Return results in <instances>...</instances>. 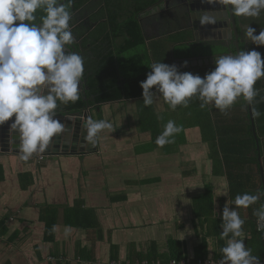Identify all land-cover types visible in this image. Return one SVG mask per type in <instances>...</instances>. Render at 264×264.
Returning <instances> with one entry per match:
<instances>
[{
    "label": "crops",
    "instance_id": "crops-1",
    "mask_svg": "<svg viewBox=\"0 0 264 264\" xmlns=\"http://www.w3.org/2000/svg\"><path fill=\"white\" fill-rule=\"evenodd\" d=\"M157 14L150 9L141 15L151 63L162 62L160 46L166 44V63L191 72L192 68H181L180 58L188 56L177 54L175 45L192 42V33L175 13L169 18L171 28L147 30L145 20ZM249 18L258 35L264 30V12ZM178 34L185 36L177 37L182 43L172 41ZM242 44L243 50L256 45L250 40ZM256 50L264 52V45ZM203 67H194L193 74L204 77ZM84 90L80 97L90 99L89 114L111 122L115 129L101 132L95 149L71 150L44 160L33 155L28 161L20 153L0 152V264H110L153 256L167 261L173 260V240L179 242L183 259L195 258L206 237L208 257L222 259V212L227 203L246 218L243 230L250 248L249 220L257 217L249 207L231 203L225 160L216 153L211 131L221 124L224 135L232 132L227 122L236 123L237 102L225 115L213 105L202 109L197 98L187 108L171 110L159 93L148 107L143 97L94 104ZM169 120L182 131L173 143L158 147L156 138ZM207 187L214 200L210 225L194 214V199ZM252 254L264 259L258 250Z\"/></svg>",
    "mask_w": 264,
    "mask_h": 264
},
{
    "label": "clouds",
    "instance_id": "clouds-1",
    "mask_svg": "<svg viewBox=\"0 0 264 264\" xmlns=\"http://www.w3.org/2000/svg\"><path fill=\"white\" fill-rule=\"evenodd\" d=\"M64 0H0V125L15 116L11 129L20 134V157L28 161L34 154L41 155L50 143L64 131L56 118L60 103H75L81 96L85 72L84 57L68 46L76 43L71 30L72 13ZM225 7L238 17H259L264 12V0H209ZM46 14L36 23V13ZM19 22V23H17ZM208 17L201 24L214 23ZM250 25L245 36L252 43L264 45V30L258 35ZM185 66L187 61L184 62ZM215 68L201 77L191 72H180L177 65L163 62L150 64L152 71L141 81L143 104L153 105L155 94L162 95L171 110L187 108L197 98L203 109L213 105L223 114L243 98L254 104L259 90L257 80L264 78V57L256 49L240 50L235 55L215 58ZM155 86V91L153 88ZM255 116H259L258 111ZM158 119H163L158 114ZM104 130L113 132L107 120L89 118L85 123V139L95 145ZM182 126L169 120L156 138L158 147L173 143ZM38 155V156H39ZM49 156L47 154H44ZM264 191L243 193L235 197L236 208L256 204ZM257 231L264 232V204L254 210ZM242 218L227 203L222 212L220 264H261L260 257L246 247ZM55 230V226H53Z\"/></svg>",
    "mask_w": 264,
    "mask_h": 264
},
{
    "label": "trees",
    "instance_id": "trees-1",
    "mask_svg": "<svg viewBox=\"0 0 264 264\" xmlns=\"http://www.w3.org/2000/svg\"><path fill=\"white\" fill-rule=\"evenodd\" d=\"M87 2L88 0H71L69 4V10L72 13L71 30L75 40L81 42L74 45L85 61L83 78L87 88L85 95L93 96L92 103L94 104L123 98L143 97L141 81L146 80L147 74L151 71V61L141 15L149 7L155 5L160 7L163 0H96L93 3H88V6L86 5ZM66 3H69V0H66ZM86 10L89 12L96 10V12L86 18ZM74 11L81 12L80 20L78 16L73 15ZM45 14L43 10H38L35 22L40 23V17ZM178 36L181 34L173 35L172 41H178ZM181 37H183L181 40H185V36ZM178 43L182 42L179 40ZM244 45L246 46V44ZM253 47L257 49L259 46L253 45ZM175 48L177 54L191 56L190 48L187 45L182 43L175 45ZM160 49L161 56L159 55V59L166 63V60H169L167 58V45L162 44ZM261 54L264 57V52ZM193 68L191 72L197 73L195 72L196 69L193 70ZM214 68L204 66L202 69H206L208 72ZM255 88L259 90V95L252 104V110L255 109L260 113L259 116L254 115L260 151L257 149L256 136L250 118V107L242 97L238 99L236 104L238 108L236 123L232 124L233 119L232 123L227 122V128L232 132L224 135L220 130L221 124H217V131L211 128L216 153L225 160L232 204H235V197L239 194H256L258 191H264V176L262 175L264 168V78L257 80ZM86 103L83 97H80L75 103L69 102L68 110L82 109ZM213 201L210 187H207L205 193L194 199L195 216L200 220L204 218L209 225L213 221L212 216H214ZM262 204H264L263 195L256 204L249 206V208L254 213V210ZM249 222L252 225L251 234L253 236L250 248L252 252L258 250L264 255V232L257 231V220L254 222L249 220ZM178 244V241H171L169 259H176L177 261L183 259ZM208 246V238L206 237L197 247L196 257L188 258L185 255V260L198 261L202 259L205 261L213 259L208 257L210 254ZM257 256L260 257V255ZM161 259L164 258L153 256V258H137L123 262L115 260L110 264H141L145 261L156 263ZM162 262L167 264L168 260Z\"/></svg>",
    "mask_w": 264,
    "mask_h": 264
},
{
    "label": "water",
    "instance_id": "water-1",
    "mask_svg": "<svg viewBox=\"0 0 264 264\" xmlns=\"http://www.w3.org/2000/svg\"><path fill=\"white\" fill-rule=\"evenodd\" d=\"M173 7L176 13L185 17L187 22L186 30H189L193 36L192 42L186 43L190 48L192 56L180 58L179 63H181L182 69L215 65L216 57L237 54L241 50L240 44L244 40L243 31L249 25L253 28L255 27L252 21V24H249V21L243 23L240 20L242 17L234 16L230 9L231 6L225 7L218 2L210 3L209 0H180ZM202 17H208L215 22L201 24ZM248 19L250 20L249 17ZM232 46H234L235 50H233ZM68 47L72 51H77L74 44ZM185 61H187L186 66ZM82 87L83 90L86 88L84 79L81 89ZM83 93L85 95V90ZM84 101L87 102L86 105L82 109L74 111L68 110L69 103L59 104L56 118L62 122L64 131L54 138L49 148L42 153L49 155L45 156V158L51 159L55 156L54 154L67 153L71 150L86 151L96 148V144L93 145L85 139V123L89 118L95 119V117L90 115L88 111L90 107L88 101L90 99L86 96ZM249 107L257 149L260 151L252 105H249ZM14 119L15 116L3 125H0V152L20 153V134L18 131L11 129V123L14 122ZM38 155L34 154V156ZM259 158L261 159L260 153ZM262 175L264 176V168L262 169Z\"/></svg>",
    "mask_w": 264,
    "mask_h": 264
},
{
    "label": "flooded vegetation",
    "instance_id": "flooded-vegetation-1",
    "mask_svg": "<svg viewBox=\"0 0 264 264\" xmlns=\"http://www.w3.org/2000/svg\"><path fill=\"white\" fill-rule=\"evenodd\" d=\"M95 1L96 0H88L86 5L88 6V3L90 4V3H93ZM178 1H180V0H163V3H161L160 7H158V5H155L153 7H149L147 10H150V9L153 10V11L158 10V14H157V16H155L151 20H145V22H144L145 28L147 30H148V28H150V31L156 30V32H157V28L159 26H161L162 30H165L167 28V25L169 26V28H171V23H170L171 19L169 20V18L171 17V13H175L178 18L183 19L182 24H180V25L181 26L184 25L185 27H187V22L185 20V17L183 15H181V14L176 13L174 11L173 5L176 4ZM64 2L66 3V0H64ZM72 8H73V4H72ZM95 12H96V10H92L91 12L86 10L85 11V17L87 18L90 15L92 16V15L95 14ZM80 13L81 12L74 11L73 15L78 16V18L80 20L81 16H82ZM247 21H250L248 19V17H243L242 18V22L243 23H245ZM78 24H79V22H78ZM243 39L249 41V39H247L246 36ZM79 43H81V42H79ZM242 43L243 42H241V44H240V48L243 50V47H244L243 45L244 44H242ZM232 48H233V50H235L234 46H232ZM151 71H152V69H151Z\"/></svg>",
    "mask_w": 264,
    "mask_h": 264
},
{
    "label": "built area",
    "instance_id": "built-area-1",
    "mask_svg": "<svg viewBox=\"0 0 264 264\" xmlns=\"http://www.w3.org/2000/svg\"><path fill=\"white\" fill-rule=\"evenodd\" d=\"M45 156L44 154H41L38 156V159L39 160H43L45 159ZM163 260H158L156 263H148L147 261L141 263V264H163L162 262ZM261 264H264V260L261 259ZM221 262V259L220 260H212V259H207V260H198V261H193V260H180V261H176V260H170L167 262V264H220ZM137 264H140V263H137Z\"/></svg>",
    "mask_w": 264,
    "mask_h": 264
},
{
    "label": "rangeland",
    "instance_id": "rangeland-1",
    "mask_svg": "<svg viewBox=\"0 0 264 264\" xmlns=\"http://www.w3.org/2000/svg\"><path fill=\"white\" fill-rule=\"evenodd\" d=\"M210 71H211V70H210ZM208 72H209V71H208ZM208 72H207V73H208ZM173 260H176V259H173ZM181 260H185V259H181ZM263 260H264V259H263ZM168 261H170V260H168ZM176 261H177V260H176ZM179 261H180V260H179Z\"/></svg>",
    "mask_w": 264,
    "mask_h": 264
}]
</instances>
